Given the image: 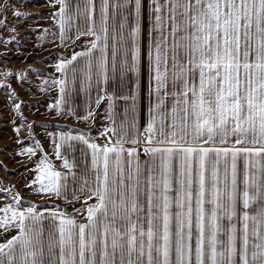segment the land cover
I'll list each match as a JSON object with an SVG mask.
<instances>
[{
    "label": "snow or ice",
    "instance_id": "6c2138e0",
    "mask_svg": "<svg viewBox=\"0 0 264 264\" xmlns=\"http://www.w3.org/2000/svg\"><path fill=\"white\" fill-rule=\"evenodd\" d=\"M57 2L63 41L72 17L67 0ZM94 7L93 0H83L82 9L76 4L90 22L80 35L94 39L72 59L89 57L91 71L93 50L99 49L95 66L105 82L110 79L109 21L119 16L112 36V72L138 77L142 23L151 9L146 55L149 95L154 92L157 102L149 107L143 139L150 160H140L141 141L127 138L126 132L104 146L62 134L61 141H83L92 150L97 186L88 198L94 195L97 203L88 207L86 223L51 213L54 227L46 253L39 227L43 214L34 208L0 209L11 211L10 218H0V227L19 229L0 244V264H264V0H100V34ZM64 68V63L58 65ZM169 85L177 91L166 124ZM123 98L133 101L134 113L136 96ZM108 100L111 109L112 97ZM230 141L232 146H225ZM126 143L134 147L125 148ZM25 151L35 154L31 148ZM64 167H72L67 159ZM37 170L38 190L62 195L67 176L52 170L46 159Z\"/></svg>",
    "mask_w": 264,
    "mask_h": 264
},
{
    "label": "crops",
    "instance_id": "0c3cea01",
    "mask_svg": "<svg viewBox=\"0 0 264 264\" xmlns=\"http://www.w3.org/2000/svg\"><path fill=\"white\" fill-rule=\"evenodd\" d=\"M1 1L2 0H0V12L2 8ZM78 2L82 9L83 0H67V14L70 15L72 19L65 25V39L62 41L59 23L60 18L58 15L61 5L57 0L56 2L54 1L55 12L50 19L53 21L56 35L53 33L55 35V40H53L54 43L50 45L49 48L52 49V47H55L59 52L68 47V51L53 55L49 57L51 60H46L48 70L43 72L41 83L44 85L43 88H45L43 93L47 95L43 103L47 101L49 104L48 109L51 110V113H47V118H42L40 120L42 121V126L45 128V130H43L40 146L36 143H32L37 154L32 163L29 176V190L27 189V192H29V206H17L19 211L25 212L28 208H34L45 217L39 224V227L44 229L42 244L45 253L47 252L48 246V233L52 231L54 227L53 218L50 215L51 213L63 212L67 216L74 218L77 223H86L88 220V207L97 203V198L94 195L91 199L88 198L90 190H94L97 186L96 172L91 162L92 150L88 147V144H85L83 141L70 140L65 142L60 140V136L62 134L73 137L83 136L89 143H96L100 146H104L106 144H114L117 138L126 132L127 138H137L143 142L144 136L146 135L144 130L150 118L149 107L157 102L154 92L151 96L149 95L150 77L148 57L146 55L148 47L151 44V29L153 22V17L149 14L151 9L145 13L142 23V55L138 77L133 73H126L121 77L119 72H112V45L114 43L112 36L113 29L119 20V16H117L116 21H109L108 48L106 54L110 79L105 82L102 76H97V68L95 66V59L100 54L99 49L93 50V65L91 71H88L87 67L89 57L77 56L75 60L72 59L77 53L86 52L91 46L90 42L94 39V37L90 35H80L81 32L87 31L90 22L84 15L77 12L76 4ZM93 2L95 5L93 19L95 21L96 30L98 34H100V0H93ZM146 2L150 3V0H146ZM169 39L171 42V38ZM98 43H102V41ZM115 43L118 49L116 59L119 65L122 59V53L119 51V38H117ZM61 63L65 64L64 70L58 69V65ZM0 66L4 67L3 64H0ZM60 81H63V83H59ZM152 86L154 89V81L152 82ZM61 88L64 89L63 92H61ZM167 90L169 94L164 96V108L167 113V119L165 120L166 124L171 123L172 107L176 102V97L172 95V93L177 91L176 89H172L170 85ZM132 95L136 96L134 113L132 111L133 101L123 98ZM109 96L112 97L111 109H109ZM100 97L104 98L99 99ZM98 99L99 103H97ZM89 113L92 115L89 116ZM133 120L135 121L134 128L132 127ZM157 122H159V118ZM14 126L13 121L10 127L13 129ZM106 129L110 131L105 134ZM112 130L115 131V135ZM101 132L104 134L100 135ZM28 141L29 140L26 142ZM57 144H60L59 149H57ZM143 145L144 147L148 146L144 143ZM152 146L159 147L162 145L154 143ZM124 147L129 148L134 147V145L126 143ZM57 151L60 153L59 157L57 156ZM139 157L141 161L150 160V157L145 153L140 154L139 152ZM42 159H46L51 164L52 170L67 176V187L62 190V195L56 196L55 194L40 192L38 190L40 184L34 183V181H37L38 175H40L37 170V165ZM65 159L72 165L70 169L64 167ZM126 159L127 157L125 154V167H127ZM85 181H87V184H85ZM44 182H48L46 177ZM73 194H75V198ZM1 200L2 198L0 196V201ZM144 203L146 209V200ZM26 223H30V221H26ZM18 232L19 229L15 227V230L7 241L17 236ZM7 241L3 244H6Z\"/></svg>",
    "mask_w": 264,
    "mask_h": 264
},
{
    "label": "rangeland",
    "instance_id": "374dc122",
    "mask_svg": "<svg viewBox=\"0 0 264 264\" xmlns=\"http://www.w3.org/2000/svg\"><path fill=\"white\" fill-rule=\"evenodd\" d=\"M54 1H1L0 64L4 67L0 66V209L29 206L27 189L37 154L33 144L40 146L45 130L40 120L51 113L47 101L43 103L47 95L43 93L42 75L48 70L49 57L68 51V47L59 52L55 47L49 48L56 35L50 19L55 12ZM225 146H232V142ZM28 148L35 154L26 152ZM238 168L242 179L243 158L238 160ZM6 215L10 218L11 211H0V218ZM14 230L15 226L11 225L0 227V244L5 243Z\"/></svg>",
    "mask_w": 264,
    "mask_h": 264
},
{
    "label": "built area",
    "instance_id": "2783aa9c",
    "mask_svg": "<svg viewBox=\"0 0 264 264\" xmlns=\"http://www.w3.org/2000/svg\"><path fill=\"white\" fill-rule=\"evenodd\" d=\"M103 134H104L103 132L100 133V135H103ZM143 148H144V145H143V142H141L139 144V152H140V154H144Z\"/></svg>",
    "mask_w": 264,
    "mask_h": 264
},
{
    "label": "bare ground",
    "instance_id": "6f19581e",
    "mask_svg": "<svg viewBox=\"0 0 264 264\" xmlns=\"http://www.w3.org/2000/svg\"><path fill=\"white\" fill-rule=\"evenodd\" d=\"M3 75H5L6 76V73H3ZM3 77V76H2ZM0 115H1V112H0Z\"/></svg>",
    "mask_w": 264,
    "mask_h": 264
}]
</instances>
